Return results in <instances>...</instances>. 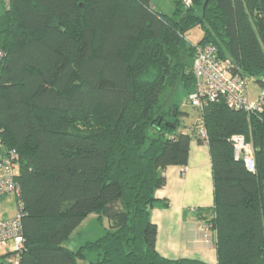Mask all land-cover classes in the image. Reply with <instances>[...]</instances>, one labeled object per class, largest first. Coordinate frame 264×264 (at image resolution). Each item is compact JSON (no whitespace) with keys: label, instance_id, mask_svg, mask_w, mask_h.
Here are the masks:
<instances>
[{"label":"trees","instance_id":"1","mask_svg":"<svg viewBox=\"0 0 264 264\" xmlns=\"http://www.w3.org/2000/svg\"><path fill=\"white\" fill-rule=\"evenodd\" d=\"M193 26L202 35L190 44ZM205 43L262 86L264 0H174L171 14L150 0H0V156L19 164L20 264H264V106L219 99L183 123ZM235 134L252 143L253 171L234 156ZM195 139L211 161L201 218L215 262L159 253L150 218L163 169L186 165ZM89 214L111 228L68 247Z\"/></svg>","mask_w":264,"mask_h":264},{"label":"crops","instance_id":"2","mask_svg":"<svg viewBox=\"0 0 264 264\" xmlns=\"http://www.w3.org/2000/svg\"><path fill=\"white\" fill-rule=\"evenodd\" d=\"M258 86L255 83V90L249 89L251 98L256 95ZM163 175L166 182L155 191V196L160 202L168 201V205L162 206L159 202L150 210V218L157 226L156 249L167 257H191L215 262L213 233L204 228L205 222L201 218V210L213 204V180L207 145L192 140L187 164L167 166L163 169ZM12 215L0 214L1 217ZM73 232L70 239L73 238ZM9 259L10 244L0 247V264H9Z\"/></svg>","mask_w":264,"mask_h":264},{"label":"built area","instance_id":"3","mask_svg":"<svg viewBox=\"0 0 264 264\" xmlns=\"http://www.w3.org/2000/svg\"><path fill=\"white\" fill-rule=\"evenodd\" d=\"M189 4V0H184ZM192 69L194 86L188 94L189 104L198 111L203 110L209 103L222 99L229 108L246 112H257L264 106V77L262 86H258L256 95L249 96L248 85L254 82L252 77L240 76L233 71L232 63L228 58L218 55L216 48L208 43L195 48ZM197 133L205 142L206 130L199 126ZM234 156L241 158L248 170L255 168L253 146L241 134L232 136ZM19 164L14 151L0 156V195H15L18 210L10 217L0 216V247L10 244L9 264H20V255L24 249L22 229V201L20 200V186L16 179Z\"/></svg>","mask_w":264,"mask_h":264},{"label":"rangeland","instance_id":"4","mask_svg":"<svg viewBox=\"0 0 264 264\" xmlns=\"http://www.w3.org/2000/svg\"><path fill=\"white\" fill-rule=\"evenodd\" d=\"M150 3L154 8L160 10L163 13L171 14L174 9V0H150ZM201 35L202 29L199 26H193L192 28L186 31L185 38L188 43L193 44L201 38ZM249 89L251 91L255 90V82L249 83L248 90ZM180 109L187 113V117L183 118V123L189 126H196L197 119L199 117L198 111L189 104L187 99L180 100ZM182 125L179 129H183ZM17 210L18 205L15 195H0V214L4 213L8 215H14ZM189 215L192 216L191 214ZM95 217L96 216L94 214H89L73 232V238H69L66 244H68L72 248H77L83 241L95 239L102 235L107 229L111 228L110 219L104 217L102 219L97 220ZM187 220L188 219H186L185 222L188 224ZM204 224V228L209 229L208 224ZM209 239L211 241V238ZM89 258L90 256L88 255L87 259L79 261V264H88Z\"/></svg>","mask_w":264,"mask_h":264}]
</instances>
